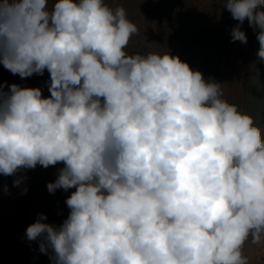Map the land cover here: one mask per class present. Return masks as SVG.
<instances>
[{"label": "clouds", "instance_id": "9594fccd", "mask_svg": "<svg viewBox=\"0 0 264 264\" xmlns=\"http://www.w3.org/2000/svg\"><path fill=\"white\" fill-rule=\"evenodd\" d=\"M222 2L232 41L247 43V19L264 61V0ZM138 33L106 0H0V64L50 74L48 98L0 83V174L62 162L47 189L75 188L63 223L41 214L26 237L53 264H250L264 132L179 56L129 54Z\"/></svg>", "mask_w": 264, "mask_h": 264}, {"label": "rangeland", "instance_id": "374dc122", "mask_svg": "<svg viewBox=\"0 0 264 264\" xmlns=\"http://www.w3.org/2000/svg\"><path fill=\"white\" fill-rule=\"evenodd\" d=\"M106 2L112 8L124 7L128 19L138 26L139 33L130 40L137 52L144 51L147 54L168 51L171 55L181 52L179 37L175 36L172 44L167 35L154 27L150 20V17L168 11L162 0H151L149 6L145 0ZM169 2L177 6L174 16L178 30L184 28L182 21L179 22L183 18L180 19L178 14L182 8L187 14L183 23L191 30L192 37L196 38V32L200 34L199 37L204 38L203 44L206 46L199 45L200 50L208 51L209 56H213L221 64L224 70L222 90L225 100L252 116L255 124L264 132V61L257 56L260 47L257 40L259 30L253 29L250 34H246V44L233 42L231 13L224 8L222 0ZM128 47L132 50L130 44ZM49 83L47 81L39 85L42 93L44 89L48 90L46 87ZM48 95L50 96V92ZM63 167L62 162L48 168L38 164L34 169H22L13 176L0 174V190L2 186L6 188V191H0V264H53L49 254L40 251L39 239L30 241L25 233L27 227L41 214L46 216L44 223L55 226L62 224L68 217L70 209L66 205V199L75 188L67 191L57 189L54 193L47 189V184L55 182L59 169ZM17 179L21 182L19 186H14L13 182ZM37 182L45 184L46 189L39 187ZM245 254L250 257V264H264V246L246 244Z\"/></svg>", "mask_w": 264, "mask_h": 264}, {"label": "trees", "instance_id": "16d2710c", "mask_svg": "<svg viewBox=\"0 0 264 264\" xmlns=\"http://www.w3.org/2000/svg\"><path fill=\"white\" fill-rule=\"evenodd\" d=\"M162 1L165 4V6L168 8V11L163 12L162 14L152 16L150 17V20L154 27L163 31L167 35L168 39L172 42V44L174 43V37L175 36L179 37L181 52L176 54L174 52L172 55L179 56L180 59L184 62H187L193 70H199L200 72H202L206 80L213 79L216 82L223 84L224 70L221 64L217 63L216 59L213 56H209L210 54L208 53V51L204 49L200 50L199 45H202L203 47L206 46L203 44L204 43L203 36L199 37L200 34H197L195 32L194 35L196 38H193L192 37L193 34H191V30H189V27H187L186 24L183 23V21H185V18H187L186 12H184L182 8H180L178 12L180 19L183 18V20H179V22L182 21V26L184 27L183 30L179 31L175 24L177 19L174 16L175 11L177 10V6L174 3H170L169 0H162ZM145 2L149 6L151 0H145ZM239 23H240L239 21L233 19L231 16V25L233 26V28ZM241 30L244 31L245 34H250L252 32L253 27L249 25L247 19H245V21L241 25ZM129 44L130 47L132 48L131 50L129 47H127L126 51L129 54H137V53L146 54L144 51L137 52L136 51L137 48L133 47L131 42H129ZM47 81L50 82V74L48 73L47 70L44 71L43 75L34 74L31 77L22 79L19 75H13L10 71L5 69L2 64H0V83H3L5 85L4 88L5 91H8V85H11L13 83L18 84L21 87L35 88V87H39V85H42V83H45ZM48 93L49 91L48 90L46 91L44 89V92L42 93L44 98H48L49 96ZM222 98L225 99L224 95ZM44 183H48V182H44ZM37 184L39 185V187L43 188L44 190L46 189L45 184L41 182H37ZM0 191H6L5 186H2Z\"/></svg>", "mask_w": 264, "mask_h": 264}]
</instances>
